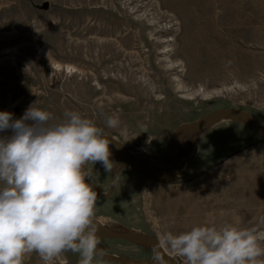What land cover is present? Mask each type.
Returning a JSON list of instances; mask_svg holds the SVG:
<instances>
[{
    "label": "rangeland",
    "instance_id": "rangeland-1",
    "mask_svg": "<svg viewBox=\"0 0 264 264\" xmlns=\"http://www.w3.org/2000/svg\"><path fill=\"white\" fill-rule=\"evenodd\" d=\"M35 101L54 122L78 111L163 172L181 123L234 107L264 123V0H0V111L19 118ZM116 113L124 136L106 125ZM179 142L181 174L170 183L113 157L112 171L89 164L94 190L110 192L97 193L96 221L154 240L157 231L201 225L264 233V140L223 119ZM102 239L111 255H154V243ZM79 260L66 250L47 264ZM24 264L45 262L32 252ZM93 264L115 263L95 257Z\"/></svg>",
    "mask_w": 264,
    "mask_h": 264
},
{
    "label": "clouds",
    "instance_id": "clouds-1",
    "mask_svg": "<svg viewBox=\"0 0 264 264\" xmlns=\"http://www.w3.org/2000/svg\"><path fill=\"white\" fill-rule=\"evenodd\" d=\"M106 125L121 136V116ZM0 264H24L35 252L47 264L71 250L79 264L104 257L95 219L97 192L89 164L111 170L110 138L78 111L60 121L36 101L23 115L0 111ZM264 233L255 227L201 225L180 233L157 231L152 264H170L167 253L186 264H264ZM167 257V258H166Z\"/></svg>",
    "mask_w": 264,
    "mask_h": 264
},
{
    "label": "water",
    "instance_id": "water-1",
    "mask_svg": "<svg viewBox=\"0 0 264 264\" xmlns=\"http://www.w3.org/2000/svg\"><path fill=\"white\" fill-rule=\"evenodd\" d=\"M44 6L46 7L47 4H44ZM214 119H224V120H228L232 122H238L244 125L249 130L251 129L261 139L264 140V123L263 122L256 120L252 115L238 108H235V107L234 108H220V109H215V110H212L206 113L203 117L197 120H193L191 122H186V123H181L176 126V129L173 131L172 135L170 136L168 140L170 167L163 172L156 171L150 168L149 166L147 167L139 158H137L134 154H132L125 146H123L120 143H116L113 140L109 144V149L111 153L110 157L116 158L118 160L117 165L122 164L124 166H127L132 172L133 171L137 172L138 174H140L147 180L151 179L155 182L162 183V184L173 182L177 178V176L181 174L180 168L182 165V158L178 152L179 143H180L179 141L182 138L198 134L201 130L205 129V127L208 126L207 124L211 120H214ZM193 150L194 149H192V151ZM113 168L114 166L112 167L111 171L113 170ZM95 190L102 197L107 196L110 193L108 192L103 195L101 194L98 188H95ZM107 231L110 233L108 237L117 238V239L122 238L127 241L141 243L137 241L136 239H134V235L139 232L116 233V232H111L108 229ZM97 234L99 235V239L102 238L101 232L98 231ZM148 238H152V237H148ZM152 239L154 240V238ZM154 243H156L155 240H154ZM167 256L169 258L170 264H178L175 260H173L170 257L169 254H167ZM97 258H99L103 262H109V263H115V264H152V261H151L152 258L150 259H131L129 257H125V256L120 257V256L111 255L108 253H105V256L102 258L100 257H97Z\"/></svg>",
    "mask_w": 264,
    "mask_h": 264
},
{
    "label": "bare ground",
    "instance_id": "bare-ground-1",
    "mask_svg": "<svg viewBox=\"0 0 264 264\" xmlns=\"http://www.w3.org/2000/svg\"><path fill=\"white\" fill-rule=\"evenodd\" d=\"M220 120H223V119L211 120L207 125L215 124V123L219 122ZM191 159H192V154H191ZM97 224H98V227H99V232H101L102 237H104V238L108 237L110 233L107 231V229H104L98 222H97ZM134 239H136L137 241H139V242H141L143 244H149L150 245V243H154V240L152 238H148L147 236H145V235H143L141 233H136L134 235Z\"/></svg>",
    "mask_w": 264,
    "mask_h": 264
},
{
    "label": "flooded vegetation",
    "instance_id": "flooded-vegetation-1",
    "mask_svg": "<svg viewBox=\"0 0 264 264\" xmlns=\"http://www.w3.org/2000/svg\"><path fill=\"white\" fill-rule=\"evenodd\" d=\"M112 239H117V238H112ZM122 239V238H121ZM102 238H100V244H99V247H100V249H104L103 247H102ZM142 249H148V247L147 246H144V247H142ZM116 256H125V257H128V256H126V255H124V254H121V255H116ZM129 258H131V257H129ZM131 259H133V258H131Z\"/></svg>",
    "mask_w": 264,
    "mask_h": 264
},
{
    "label": "crops",
    "instance_id": "crops-1",
    "mask_svg": "<svg viewBox=\"0 0 264 264\" xmlns=\"http://www.w3.org/2000/svg\"><path fill=\"white\" fill-rule=\"evenodd\" d=\"M192 154V158L194 157L193 154H194V150L191 152ZM191 154H190V159H191ZM192 160V159H191Z\"/></svg>",
    "mask_w": 264,
    "mask_h": 264
}]
</instances>
